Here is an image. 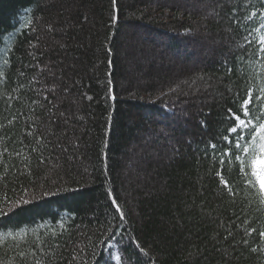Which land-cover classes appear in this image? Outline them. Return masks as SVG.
I'll return each mask as SVG.
<instances>
[{
    "label": "trees",
    "instance_id": "1",
    "mask_svg": "<svg viewBox=\"0 0 264 264\" xmlns=\"http://www.w3.org/2000/svg\"><path fill=\"white\" fill-rule=\"evenodd\" d=\"M228 1L0 0V264H264L259 188L219 163L249 88L264 122V0ZM189 71L217 103L167 86Z\"/></svg>",
    "mask_w": 264,
    "mask_h": 264
},
{
    "label": "snow or ice",
    "instance_id": "2",
    "mask_svg": "<svg viewBox=\"0 0 264 264\" xmlns=\"http://www.w3.org/2000/svg\"><path fill=\"white\" fill-rule=\"evenodd\" d=\"M116 0H113L115 3ZM235 22V21H234ZM264 28V24L260 26ZM259 31L260 29H256ZM250 35V33H249ZM248 44L251 45L252 41L249 40ZM261 54H264V36L259 37L258 40V52L256 55L259 57ZM110 98L115 99V96L111 94L110 90ZM46 99V97H45ZM257 101L264 99V88H260L258 95L256 97ZM253 100V90L249 88L247 90V96L242 102L241 109L238 111L241 112V115L245 118H241V115H236L232 112L231 109H228V113L231 116V119L234 121L235 126L227 129V132L232 134L231 138L225 135L221 139V144H227V147H223L220 150V160L219 163L221 165V170L223 171V165L225 163L224 157H234L235 164L237 165V171L239 177L242 179L245 186L252 188H259V194L261 197L260 203L264 204V122H261L259 118L251 119L249 112V105L252 104ZM264 115V112L261 113ZM31 135V133H29ZM212 150L213 155L216 154L217 145L212 143L209 145ZM35 151V149H33ZM207 152V149L205 150ZM43 162V159H41ZM259 162V168H258ZM217 177H219L220 184L229 190L230 194L235 195V193L231 192V188L228 180L224 179L221 171L216 173ZM25 194H27V190H25ZM47 194V193H45ZM107 198L112 205V209L117 214L121 223H123L125 219L124 211L121 208V205L117 203V197L110 190H106ZM0 215H6L3 210H0ZM256 229H252L248 235H251L252 232H255ZM114 235V234H113ZM231 235V233H229ZM259 236L264 238V231L259 232ZM111 239V237H109ZM227 239V237H225ZM105 245L108 244V240L104 241ZM133 243H136L133 241ZM247 243V241H244ZM137 248L140 253L143 254L146 259L143 260L142 264H149V261L152 260V257L148 256L147 253H144L142 248H139L137 244ZM24 253H21V256H24ZM117 260L120 259L119 256L115 257ZM112 259L111 253L109 255V261H106L105 264H110V260ZM39 264V262H37Z\"/></svg>",
    "mask_w": 264,
    "mask_h": 264
},
{
    "label": "rangeland",
    "instance_id": "3",
    "mask_svg": "<svg viewBox=\"0 0 264 264\" xmlns=\"http://www.w3.org/2000/svg\"><path fill=\"white\" fill-rule=\"evenodd\" d=\"M228 2L232 3L233 0L228 1ZM205 3L208 4V6H203L201 8L202 10L200 12H201V15L203 16V19L198 24V26H199V29L209 30L211 23L218 18L217 14L219 12L215 11V10H217L216 8L221 7L222 4L220 1H218V3H220V4H217V5L213 4L212 2H208V1L204 2L203 4H205ZM209 3H212L213 5L211 6V4H209ZM203 8H205V9H203ZM212 34L217 36L218 38L223 39V42H228V35H230V32L227 28V25L224 24V26H221V28L219 30H217L216 32H212ZM181 64H183V63H181ZM182 66L186 67V65H182ZM187 66H189V65H187ZM199 69H202V68H199ZM189 72L191 75H189V76L186 75L187 77H185L186 73H184V75L182 77L177 76V75L175 77L171 76V78L166 77L167 81H165V82H166L167 86L177 87L179 93L185 98L184 100L185 101L187 100V102H189L190 104H196V105L202 104L201 110H203L205 107H210L212 105V102L217 103V101L219 100V98L217 97V93H219V89H220L218 83L215 82L214 80H210L209 78H207L205 76H202L199 72H197L198 74H196L195 71H189ZM205 110H207V108ZM183 126L184 125H181L178 127L176 126L178 129H177V132H175V134L179 137H180V135L178 133L180 132V128ZM176 127H173V128L175 129ZM173 145L175 147L177 146L175 143H173ZM156 148H159V146L158 147L156 146ZM171 150H172V147H171ZM171 150H170V147H166L163 150V152H168ZM139 151H141V148ZM156 152H154V151L152 152L153 156H155V157L157 156V155H154ZM181 152L183 153V151H181ZM168 154L175 156V154L173 152H168ZM258 168H259V162H258ZM130 172H133V169H129L128 172L126 173V175L130 174ZM128 186H130V185H128ZM149 192H150L149 190H146V192H143V193L148 194Z\"/></svg>",
    "mask_w": 264,
    "mask_h": 264
}]
</instances>
